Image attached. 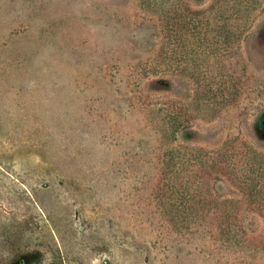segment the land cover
Here are the masks:
<instances>
[{
	"label": "rangeland",
	"instance_id": "1",
	"mask_svg": "<svg viewBox=\"0 0 264 264\" xmlns=\"http://www.w3.org/2000/svg\"><path fill=\"white\" fill-rule=\"evenodd\" d=\"M0 264H264V0H0Z\"/></svg>",
	"mask_w": 264,
	"mask_h": 264
},
{
	"label": "trees",
	"instance_id": "2",
	"mask_svg": "<svg viewBox=\"0 0 264 264\" xmlns=\"http://www.w3.org/2000/svg\"><path fill=\"white\" fill-rule=\"evenodd\" d=\"M194 30H195V28H194ZM197 31V30H196ZM194 33L196 34V32L194 31Z\"/></svg>",
	"mask_w": 264,
	"mask_h": 264
}]
</instances>
